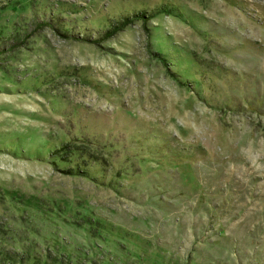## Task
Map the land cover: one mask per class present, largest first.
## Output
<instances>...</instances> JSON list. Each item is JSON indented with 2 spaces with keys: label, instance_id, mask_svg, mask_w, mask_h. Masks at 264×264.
I'll return each instance as SVG.
<instances>
[{
  "label": "rangeland",
  "instance_id": "374dc122",
  "mask_svg": "<svg viewBox=\"0 0 264 264\" xmlns=\"http://www.w3.org/2000/svg\"><path fill=\"white\" fill-rule=\"evenodd\" d=\"M0 264H264V0H0Z\"/></svg>",
  "mask_w": 264,
  "mask_h": 264
},
{
  "label": "trees",
  "instance_id": "16d2710c",
  "mask_svg": "<svg viewBox=\"0 0 264 264\" xmlns=\"http://www.w3.org/2000/svg\"><path fill=\"white\" fill-rule=\"evenodd\" d=\"M125 21H127V18L125 19ZM130 23V21H128V23H126V24H129Z\"/></svg>",
  "mask_w": 264,
  "mask_h": 264
}]
</instances>
